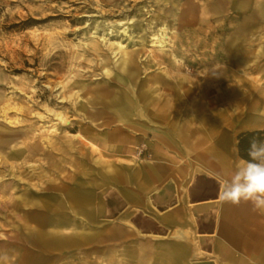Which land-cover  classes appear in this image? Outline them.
<instances>
[{"label": "rangeland", "instance_id": "1", "mask_svg": "<svg viewBox=\"0 0 264 264\" xmlns=\"http://www.w3.org/2000/svg\"><path fill=\"white\" fill-rule=\"evenodd\" d=\"M161 114L221 122L186 124L191 140L167 147L152 136ZM117 129L128 137L102 138L104 147L89 138ZM262 129L264 0H0V264L170 263L164 245L137 261L132 250L105 256L117 241L58 251L40 240L73 238L89 210L78 204L104 186L112 153L191 169L215 141L233 168L239 136ZM132 210L140 239L170 242ZM189 237L171 243L196 251L186 256L194 264H216L208 240Z\"/></svg>", "mask_w": 264, "mask_h": 264}, {"label": "crops", "instance_id": "2", "mask_svg": "<svg viewBox=\"0 0 264 264\" xmlns=\"http://www.w3.org/2000/svg\"><path fill=\"white\" fill-rule=\"evenodd\" d=\"M151 118L163 123L162 129H153L152 136L160 139L167 147L175 141L183 144L191 140L186 124L221 122L202 116L198 120L180 117L171 120L162 114L152 115ZM122 135L127 134L117 129L106 137L94 133L89 138L93 137L97 146L104 147L105 140L102 138L113 139ZM213 145L214 148L197 158V166L191 169L172 167L165 163H153L144 167L140 163L118 162L119 158L113 157L120 153H112L109 158L111 163L105 165L103 170L104 186L95 185V191H91L94 196L78 204L79 208L88 207L89 210L83 211L85 213L80 210L82 214L79 216V228L74 223L71 229L73 238L66 239L58 233H52L41 239L40 245L65 251L75 244L81 247L89 242L93 246H102L109 241H117L119 246L106 250L104 255L118 254L122 257L132 250L137 261L160 255V246L164 245L167 250L162 255L169 257L171 262L168 264H179L176 260L180 256H183L182 264H194L186 256L195 255L196 251L178 249L171 242L176 243L175 245L187 244L189 234L196 233L210 243V253L214 255L216 264H264V213L253 210L250 202L242 201L239 205H233L219 200L221 182L231 179L236 170L235 165H239L242 160L230 168L232 153L218 150L215 141ZM167 154L169 153H165V158L170 159ZM204 181L215 184L214 192L201 188ZM133 208L140 210L141 216L149 220L152 231L150 235L154 239L168 238L170 242L163 244L140 239L139 235L146 234L133 225ZM117 209L121 212L115 216ZM56 216L59 217L57 214ZM85 218L87 223L84 224L82 220ZM59 221L58 218L56 222ZM84 229L89 230L92 235L85 236ZM76 230L81 234L77 235ZM76 235L78 239H75Z\"/></svg>", "mask_w": 264, "mask_h": 264}, {"label": "clouds", "instance_id": "3", "mask_svg": "<svg viewBox=\"0 0 264 264\" xmlns=\"http://www.w3.org/2000/svg\"><path fill=\"white\" fill-rule=\"evenodd\" d=\"M248 160H242L230 180L221 182L219 200L233 205L250 202L264 213V141L253 138Z\"/></svg>", "mask_w": 264, "mask_h": 264}, {"label": "trees", "instance_id": "4", "mask_svg": "<svg viewBox=\"0 0 264 264\" xmlns=\"http://www.w3.org/2000/svg\"><path fill=\"white\" fill-rule=\"evenodd\" d=\"M253 138L264 141V129L245 132L239 136L238 153L243 160L249 159L248 149L250 147V141H252Z\"/></svg>", "mask_w": 264, "mask_h": 264}, {"label": "bare ground", "instance_id": "5", "mask_svg": "<svg viewBox=\"0 0 264 264\" xmlns=\"http://www.w3.org/2000/svg\"><path fill=\"white\" fill-rule=\"evenodd\" d=\"M140 149H141V147H138V149H137V157H141V153H142V151H140ZM141 152V153H140Z\"/></svg>", "mask_w": 264, "mask_h": 264}]
</instances>
